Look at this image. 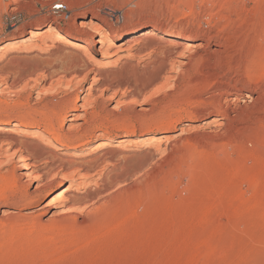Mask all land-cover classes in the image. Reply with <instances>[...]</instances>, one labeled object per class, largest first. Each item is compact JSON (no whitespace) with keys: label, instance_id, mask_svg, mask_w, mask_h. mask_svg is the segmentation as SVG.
Here are the masks:
<instances>
[{"label":"rangeland","instance_id":"374dc122","mask_svg":"<svg viewBox=\"0 0 264 264\" xmlns=\"http://www.w3.org/2000/svg\"><path fill=\"white\" fill-rule=\"evenodd\" d=\"M60 1L66 0H0V44L27 36L33 24L52 23L84 39L98 61L99 44L79 26L87 22L104 27L109 56L99 65L75 48L65 57L9 51L0 59V124L25 117L21 124L45 129L57 117V101L67 97L80 105L97 73L94 104L84 116L95 132L85 149H74L85 126L72 131L56 119L66 134L56 142L64 152L53 155L27 135L0 134V264H264V101L242 106L222 128L200 124L195 136L188 132L211 113H226L225 97L248 81L241 67L248 54L264 75V0H73L68 7L55 4ZM189 36L204 44L188 51L154 111L124 101L141 98ZM209 67L215 76L197 82ZM112 94L120 102H108ZM182 130L143 148L144 160L113 151L125 134ZM18 147L43 179L45 192L34 199L21 193L26 178L9 173L18 165ZM84 150L78 166L88 176H68L63 160ZM102 182L112 186L87 198ZM85 198L82 214L66 210ZM45 202L51 206L43 213H28ZM55 211L60 215L52 217Z\"/></svg>","mask_w":264,"mask_h":264},{"label":"bare ground","instance_id":"6f19581e","mask_svg":"<svg viewBox=\"0 0 264 264\" xmlns=\"http://www.w3.org/2000/svg\"><path fill=\"white\" fill-rule=\"evenodd\" d=\"M12 1L15 2L16 0H12ZM72 1L73 0H66L64 2L60 1V2L55 3V4H60L62 2L65 6L68 7L70 4H72ZM16 9H17V7H16V4L14 3V6H12L11 10L15 11ZM79 26H80V29H83V30L88 28L89 34H90L92 40L96 44H99L97 46V51H99L101 58L98 59V61H97L96 56H94L92 54V51L90 50L88 45H86V43H84V39L73 37L67 31L62 30L61 28L57 27L56 25H54L52 23H49L46 25L33 24V28L30 29L29 34L27 36H19L14 40H10V41H7L3 44H0V59L5 57L9 51L15 50V49L26 51L28 53H35V52L47 53L50 51H55V54L58 55L59 57H65V55L67 54L66 52H68V51H66V49H71V48L74 49L75 48V49L81 51L83 57L87 61H94L95 60V62L97 61V63L99 65H101L100 63H102L103 60L107 59V57L109 56V53H110L109 49L111 47V45L109 44V37H108L107 33L103 30L104 27L102 25H100L98 27L91 28L90 23H87V22L80 23ZM155 35H157L155 31L151 32V34H150L151 37H154ZM189 39L190 40H187L185 42V44L183 43L184 48L181 52H178L177 54L169 57L168 65H167V68L164 71V73L151 86V88L148 89L144 93V95L141 98L133 97V96L127 97V98L125 97L124 101L138 105L140 110H142L143 112H147V113L151 112V110H153L151 108V105L156 103L160 98H162L165 95V93L173 85L178 72H180L182 70L181 69L182 65L186 64V61L184 59L187 56L188 51H190V49H192L193 46L201 47L204 44L202 39H200L197 43L195 42L196 39L191 38L190 36H189ZM180 44H181V42H180ZM213 50H217V48H215ZM251 55L252 54H248L246 56V58H244V59L242 58L243 63L241 66L245 69V70L243 69V71L246 72V77H247L248 81H245V83H243L239 92H237V93L231 92L225 97V102H224L225 103V109L224 110L222 109L223 108L222 104H220V102H216V108L219 111H220V109H222V112H226V113L231 111V115L228 113L227 114L225 113L223 115L219 114V113H215V112L211 113L209 116H207L206 118H204L203 120L198 122L197 125H195L194 127L190 128L188 130V132L191 136L196 135V129L195 128H197V126L200 124L201 125L203 124V126L206 125L207 127L214 126L216 128H222V127L226 126L228 119H236L239 117L240 109L242 108V106L244 107V106L250 105V103L254 104V103L264 101V75H262V73L260 75L259 71H258L259 69L257 70V67H258L257 64L258 63L256 64V62H257L255 60L256 58H251V60H249V56H251ZM253 56H251V57H253ZM257 59H258V57H257ZM249 63H252V66ZM240 64H241V62H240ZM209 69L211 71L201 72V74L203 73L202 77H201V75L199 77V78H201V80H196V81L200 82V83L204 82V84L208 83L210 78L214 75V73H217V72H214V70H212L211 67H209ZM96 74L97 73H94L93 76L91 77L92 81L88 87L89 91L85 97L81 98L82 102L80 105H78V103L76 101H74L72 98H69V97H68L69 99H67V97H64V98H61L60 100L57 101V103H56V105L58 106V110L56 111L57 117L55 118L53 116V118H55V119L52 118L53 120L50 121L46 125L45 129L41 128L40 126L34 125V124L33 125L32 124H25V123L21 124L23 119H25V121H28L27 118L21 117L18 121L12 122L11 124H9V126H6V128H4L3 127L4 125L1 123L0 124V134H5V135L7 134L9 136H12L13 134H15V135H27L30 139H33L32 142L30 141L33 145H35L37 147H41L45 152L52 154V155L58 154V153H63L64 152L63 145L56 143L57 140L61 136L66 134L64 124L58 125V123H56V119H57V121H58V119L59 120L61 119V120H63L62 121L63 123H65V124L67 123V125H68L67 129L72 128L71 129L72 131L73 130L77 131L78 129H82L85 126L84 129L82 130L81 134L78 135L77 143L74 146V149L84 148L90 142L89 138H91L93 133L95 132L94 131L95 128H92L91 126L89 127V125L87 126L88 121L84 119V116L86 117V113L89 112L88 110L94 104V99H92L94 94L92 93L91 90L94 89V85L98 82L99 76L97 77ZM192 81H193V79H192ZM210 83H212V82H210ZM107 91H108V89L106 87H104V88H102L101 93L103 95H105L107 93ZM197 97H199V95H197ZM211 98L212 97L210 96V99ZM76 99L78 100V96L76 97ZM198 99L200 101H203V102L209 101V100L206 101L202 98H198ZM120 100H121V97L116 96L115 94H112V96L107 97V101L110 103H112L114 101L120 102ZM199 100H197V102ZM215 101L216 100L214 99L213 104L215 103ZM198 103H200V102H198ZM208 103L209 102H207L205 104H208ZM200 104H199V106H200ZM213 104H211V105H213ZM192 106H193V104H192ZM80 107H81V110H78ZM214 107H215V104H214ZM118 108H119V105L113 106V109H115V110H118ZM193 112H194V110H193ZM2 128H4V129H2ZM211 131L214 132L216 130H211ZM128 132L129 131H127L126 133H128ZM182 133H183V130L181 133H175V134L173 133V131L165 132L162 134H158V133L144 134L143 133V134H140L139 136L133 137V138H130L129 135L125 134L119 138L118 143L115 144L113 151H114V153H117L118 155H122L124 159L129 160L132 158H138L139 160H144V159H147L149 155L148 154H141V155L138 154L143 148H145L148 145H151V146L159 145V143L163 139H165L167 137H171V136L181 135ZM112 138L113 137L108 138L107 141L112 140ZM128 141H131L133 143H135V142L137 143V146L134 150L129 149L130 145L127 143ZM17 143H19V141ZM106 144H107V142L105 139V140H103V142H100L99 144H97L96 147H102ZM2 145L3 144H0V149H3ZM10 147H12V146H10ZM15 151L20 152L19 156L17 158L18 165H14L13 169L9 173L11 174V177L14 180H17L19 176H24L26 178V180H23L20 183V189H21L22 195H24L28 199H34L36 194H44L45 191H44L43 184H42L43 179L41 178L40 175H33L34 170H35V168H33V167H35L34 161H32L28 155L23 153L22 148L18 147L15 149ZM84 153H86V150H84L83 152H76L75 154L68 156L63 160L62 168L65 170V173L68 176H72V177L78 176L79 178L88 176V172L83 167L78 166L80 163V158L82 156H85ZM2 157L6 158V155L4 154ZM18 170H19V173H18ZM102 185L103 186L99 190H97L95 192H90V193L88 192L86 197L91 198L95 194H97L103 190H107L112 186L111 183H105V182H102ZM87 198L79 199L78 201L73 202L70 206L67 207L66 210H68L70 212H76V213L81 212L80 214H82V212L86 211V209L88 208L87 202H89V200H87ZM46 203L47 202L32 208L31 210H29L28 213H30V214H38L41 212L43 213V211L49 209V207L51 206L50 204H46ZM3 212H10V209H4ZM57 212L58 211H55L52 214V217L60 215ZM65 212H63V213H65Z\"/></svg>","mask_w":264,"mask_h":264},{"label":"built area","instance_id":"2783aa9c","mask_svg":"<svg viewBox=\"0 0 264 264\" xmlns=\"http://www.w3.org/2000/svg\"><path fill=\"white\" fill-rule=\"evenodd\" d=\"M62 6H63V5H62ZM62 6H61V7H62Z\"/></svg>","mask_w":264,"mask_h":264}]
</instances>
